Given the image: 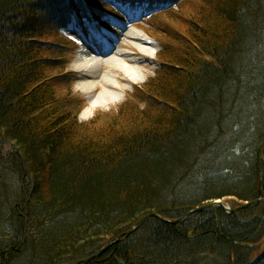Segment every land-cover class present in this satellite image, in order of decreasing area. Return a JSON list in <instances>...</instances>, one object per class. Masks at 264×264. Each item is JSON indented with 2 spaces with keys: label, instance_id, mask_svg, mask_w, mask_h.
Here are the masks:
<instances>
[{
  "label": "trees",
  "instance_id": "16d2710c",
  "mask_svg": "<svg viewBox=\"0 0 264 264\" xmlns=\"http://www.w3.org/2000/svg\"><path fill=\"white\" fill-rule=\"evenodd\" d=\"M116 1L151 19L196 3L166 32L178 50L162 48L147 112L120 125L78 120L64 32L81 0H0V264H68L149 214L264 199V0ZM263 243L264 203L217 206L152 217L88 264H264Z\"/></svg>",
  "mask_w": 264,
  "mask_h": 264
},
{
  "label": "rangeland",
  "instance_id": "374dc122",
  "mask_svg": "<svg viewBox=\"0 0 264 264\" xmlns=\"http://www.w3.org/2000/svg\"><path fill=\"white\" fill-rule=\"evenodd\" d=\"M110 3L116 5L114 4L113 0H110ZM116 7L119 11L124 13V15L127 17V21L125 23H115V31L110 34H104L103 37L104 39H106L105 44H103L104 39L99 38L97 39L98 41L96 40L95 42L93 40L94 37L92 38V42L84 41L79 31L77 30V27H75L74 25L71 26L68 34L77 41L78 45L72 43L69 47V52H71L72 55L69 54L68 57L71 56L72 60L70 63L69 61L65 62V67L67 68V70L70 72H76L75 66L78 57L82 52L89 50V48L91 47L97 46L105 51H111V53L119 50H125V48L121 46L120 37L123 31L128 30H133L140 33L145 39L150 42L151 56H153V59H151V62L149 63L150 66L148 68H142L147 73L146 77H141L137 83L127 86V94L120 104L116 106H107L105 108H97L91 113L88 118H84L83 114L90 108L88 105L90 100L88 99L87 95H85L82 90H80L79 84L81 79L79 78V80L76 81V84L73 86L71 93L75 97L74 100H77V102H83V106L77 107L78 111L80 110L78 113V120L82 123H89L93 120H96L98 117H100L99 120H101V117L104 115L109 116L112 120H121V122H119V125L122 124L123 120H134V118H131L132 116L128 117L129 112H126L127 110L132 109V106L130 105H133V107H137V115H135V120H137L138 114L147 112L146 101H149L150 97L146 94L143 95L142 90L145 91L148 84H153V82L158 77V73L161 70V64L156 60L157 53L161 48H165L166 51L164 52V54L167 53L166 56L168 60H166L167 58L166 56H164V54L163 58L160 59L161 61L164 59V61L166 62L171 60L170 54H176L178 50L175 44L171 42L170 38L166 36V32H170L171 29L174 33L177 32L184 35L187 32V26H189L187 24L186 15L190 12L195 11L196 3L190 1L186 3V5L181 9L175 8L172 11L165 13L166 15H161L158 18H152L149 21H146L148 17H146V15L142 12L133 13L132 15H130L127 12V9H123L119 6ZM142 29L145 30L153 38L145 34ZM101 40L103 41V43H101ZM156 40H159V43ZM139 98H141L142 101H140ZM10 188L11 190H13V184Z\"/></svg>",
  "mask_w": 264,
  "mask_h": 264
},
{
  "label": "bare ground",
  "instance_id": "6f19581e",
  "mask_svg": "<svg viewBox=\"0 0 264 264\" xmlns=\"http://www.w3.org/2000/svg\"><path fill=\"white\" fill-rule=\"evenodd\" d=\"M120 43L125 50L111 53L92 47L78 57L75 67L77 79H81L80 90L90 100L84 118L97 108L120 104L127 94V86L147 75L142 68H148L153 59L150 42L140 33L128 30L122 32Z\"/></svg>",
  "mask_w": 264,
  "mask_h": 264
},
{
  "label": "water",
  "instance_id": "95a60500",
  "mask_svg": "<svg viewBox=\"0 0 264 264\" xmlns=\"http://www.w3.org/2000/svg\"><path fill=\"white\" fill-rule=\"evenodd\" d=\"M259 202H264V199H259V200H255V201H252V202H248V203H245L244 205H242L241 207L239 208H236L234 210H232L229 206H227L225 203L221 202V201H216L214 203H211V204H207L203 207H200V208H196L192 211H190L189 213H187L183 218L177 220V221H174V222H171V223H178L180 222L181 220L187 218L188 216H190L191 214H194V213H197V212H202L203 210L207 209V208H210L212 206H221L224 208V210L228 213H234V212H237V211H240L242 209H245L247 208L248 206L250 205H253V204H256V203H259ZM152 217H155L157 219H160L162 221H165V222H169L165 219H163L162 217H160L159 215L153 213V214H150L148 216H146L145 218H143L141 221L137 222L133 228L123 234H121L120 236L116 237L115 240L111 241L108 245H106L104 248H102L100 251H98L96 254L88 257V258H85V259H82V260H76V261H73V262H70L68 264H87L89 263L90 261H92L93 259L105 254L111 247H113L116 243H118L122 238L124 237H127L131 234H133L134 232H136L148 219L152 218ZM119 263L121 264H125V262L123 261H119Z\"/></svg>",
  "mask_w": 264,
  "mask_h": 264
}]
</instances>
